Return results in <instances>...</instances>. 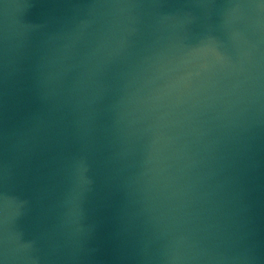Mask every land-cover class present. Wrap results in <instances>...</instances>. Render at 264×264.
Instances as JSON below:
<instances>
[{
	"label": "water",
	"instance_id": "95a60500",
	"mask_svg": "<svg viewBox=\"0 0 264 264\" xmlns=\"http://www.w3.org/2000/svg\"><path fill=\"white\" fill-rule=\"evenodd\" d=\"M13 200L37 264H264V0H0Z\"/></svg>",
	"mask_w": 264,
	"mask_h": 264
},
{
	"label": "clouds",
	"instance_id": "9594fccd",
	"mask_svg": "<svg viewBox=\"0 0 264 264\" xmlns=\"http://www.w3.org/2000/svg\"><path fill=\"white\" fill-rule=\"evenodd\" d=\"M96 8H118V9H139L146 7L145 5H137L131 3L111 4V5H95ZM9 8L5 5V9ZM6 37V47H7ZM17 206V211H13L12 205ZM21 203L16 201H6L3 209V218L0 219V225L3 226L2 235H0V245H2L3 260L0 264H37V259L16 242L15 233L10 231L8 221L19 215ZM30 247V246H29ZM250 257L244 250L236 249L231 254L216 253L209 249H202L192 254L180 253L172 251L171 255L164 254L161 260L166 264H248Z\"/></svg>",
	"mask_w": 264,
	"mask_h": 264
}]
</instances>
